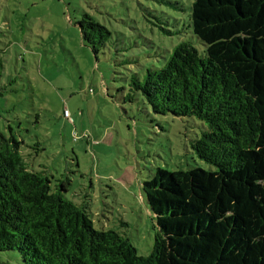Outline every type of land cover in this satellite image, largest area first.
Wrapping results in <instances>:
<instances>
[{"label": "trees", "instance_id": "1", "mask_svg": "<svg viewBox=\"0 0 264 264\" xmlns=\"http://www.w3.org/2000/svg\"><path fill=\"white\" fill-rule=\"evenodd\" d=\"M188 17L205 54L182 41L133 87L154 114L206 123L193 149L217 170L158 169L144 183L153 252L96 229L65 187L28 168L22 142L0 133V253L23 264H264V0H194ZM76 25L96 56L113 38L86 11Z\"/></svg>", "mask_w": 264, "mask_h": 264}, {"label": "rangeland", "instance_id": "2", "mask_svg": "<svg viewBox=\"0 0 264 264\" xmlns=\"http://www.w3.org/2000/svg\"><path fill=\"white\" fill-rule=\"evenodd\" d=\"M194 0H0V133L22 142L30 170L87 209L96 229L153 252L159 228L144 183L158 169L203 168L197 118L154 114L133 80L164 65L174 48L203 45L189 27ZM83 11L113 32L96 56L76 23ZM69 116H65V112ZM0 264H23L0 253Z\"/></svg>", "mask_w": 264, "mask_h": 264}, {"label": "built area", "instance_id": "3", "mask_svg": "<svg viewBox=\"0 0 264 264\" xmlns=\"http://www.w3.org/2000/svg\"><path fill=\"white\" fill-rule=\"evenodd\" d=\"M65 116H66V117H68V116H69V113H68L67 111L65 112Z\"/></svg>", "mask_w": 264, "mask_h": 264}]
</instances>
